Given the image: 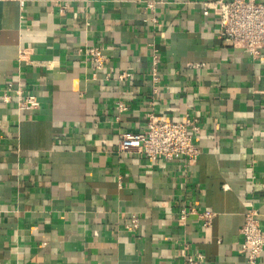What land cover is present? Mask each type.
<instances>
[{"label":"crops","instance_id":"1","mask_svg":"<svg viewBox=\"0 0 264 264\" xmlns=\"http://www.w3.org/2000/svg\"><path fill=\"white\" fill-rule=\"evenodd\" d=\"M147 1L0 3V96L20 87L40 103L0 101V264H183L197 252L203 264H247L246 211L264 232V50L253 58L218 37L202 15L215 0ZM88 47L101 48L100 69ZM186 113L198 118L197 158L119 151L148 115ZM186 205L213 212L211 227L179 222Z\"/></svg>","mask_w":264,"mask_h":264},{"label":"built area","instance_id":"2","mask_svg":"<svg viewBox=\"0 0 264 264\" xmlns=\"http://www.w3.org/2000/svg\"><path fill=\"white\" fill-rule=\"evenodd\" d=\"M159 0H148L146 9L153 10ZM21 3L22 0H0V3ZM64 11V6L60 7ZM215 16L220 39L229 42L232 49L246 52L251 57H256L264 50V3L255 0H215L202 3V15ZM23 51L19 52L20 57ZM96 69H100L104 62L101 48L88 47L85 50ZM35 67H49L48 62H30ZM158 56L154 51L151 59V79L154 83L159 80L157 67ZM187 68L200 69L203 65H186ZM126 75H120L119 79ZM12 94H15L17 109L20 111H36L40 107L38 99L34 95H24L22 89L12 91L8 87L0 96L3 104L12 102ZM119 110H123L122 103H118ZM200 128L198 118L186 113L180 122L165 121L148 115L147 123L142 132L136 134H121L119 136L118 149L122 153H136L150 162L161 159L164 162L180 158L183 162L198 157L195 138ZM215 214L195 206H182L177 212V220L186 223L189 219H196L203 229L211 227ZM137 228V222L132 219L126 226L128 231ZM241 238L240 252L245 256L247 264H257L264 253V232L262 231L257 213L248 210L243 215V224L239 230ZM188 244L184 243L186 251ZM204 256L201 253L184 255L183 264H203Z\"/></svg>","mask_w":264,"mask_h":264}]
</instances>
